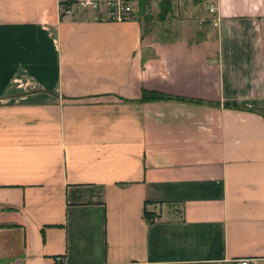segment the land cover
Wrapping results in <instances>:
<instances>
[{"label": "crops", "instance_id": "1", "mask_svg": "<svg viewBox=\"0 0 264 264\" xmlns=\"http://www.w3.org/2000/svg\"><path fill=\"white\" fill-rule=\"evenodd\" d=\"M200 1L170 40L0 0V264H264V0Z\"/></svg>", "mask_w": 264, "mask_h": 264}, {"label": "rangeland", "instance_id": "2", "mask_svg": "<svg viewBox=\"0 0 264 264\" xmlns=\"http://www.w3.org/2000/svg\"><path fill=\"white\" fill-rule=\"evenodd\" d=\"M162 0H150L145 14L139 18L144 35L154 34L161 39H174L181 35L191 40L199 39V34L207 29L210 17L200 0H169L170 8L160 15L158 4ZM210 14V13H209Z\"/></svg>", "mask_w": 264, "mask_h": 264}, {"label": "built area", "instance_id": "3", "mask_svg": "<svg viewBox=\"0 0 264 264\" xmlns=\"http://www.w3.org/2000/svg\"><path fill=\"white\" fill-rule=\"evenodd\" d=\"M61 17H76L79 13H92L106 22H132L139 20L138 0H57ZM212 13L213 10L209 9ZM239 264H250L240 260Z\"/></svg>", "mask_w": 264, "mask_h": 264}, {"label": "trees", "instance_id": "4", "mask_svg": "<svg viewBox=\"0 0 264 264\" xmlns=\"http://www.w3.org/2000/svg\"><path fill=\"white\" fill-rule=\"evenodd\" d=\"M150 5V0H138V12H139V18H141L145 14L146 8H148ZM170 8V1L169 0H162L158 4L159 13L161 16H163L165 13L168 12ZM172 98H169L167 96H163L159 93H147L143 92L140 101H156V100H169Z\"/></svg>", "mask_w": 264, "mask_h": 264}]
</instances>
